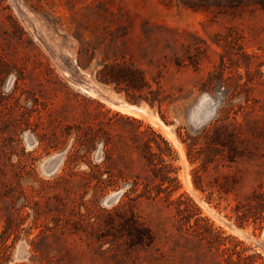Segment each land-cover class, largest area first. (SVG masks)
Masks as SVG:
<instances>
[{
  "label": "rangeland",
  "instance_id": "obj_1",
  "mask_svg": "<svg viewBox=\"0 0 264 264\" xmlns=\"http://www.w3.org/2000/svg\"><path fill=\"white\" fill-rule=\"evenodd\" d=\"M0 56L9 63L0 76V155L5 151L8 157L0 234L8 217L21 222L4 264H227L222 250L237 243L245 256H262L254 264H264V212L252 211L248 220L237 212L238 206L250 208L255 190L262 185L264 190V0H0ZM107 63L144 71L154 89L158 82L166 97L165 120L146 103L139 107L145 114L122 111V102L134 105L96 80ZM92 86L97 97L83 90ZM86 101L159 132L174 150L166 160L179 184L168 200L162 194L131 201L117 190L96 199L92 189L84 194L74 185L66 214L72 200L81 213L91 209L103 220L116 209L133 212L153 231L152 248L129 246L133 229H42L55 222L41 217L35 224L33 210L22 211L24 199L12 191L65 174L74 138L46 145L54 132L78 123ZM16 117L20 127L4 133L3 120ZM231 124L241 133L242 157L219 173L201 171L204 187L196 188L200 162L189 160L184 141ZM101 157L98 145L72 170H89L88 163L99 164ZM133 174L143 177L146 170L140 164ZM129 188L130 183L122 185Z\"/></svg>",
  "mask_w": 264,
  "mask_h": 264
},
{
  "label": "trees",
  "instance_id": "obj_2",
  "mask_svg": "<svg viewBox=\"0 0 264 264\" xmlns=\"http://www.w3.org/2000/svg\"><path fill=\"white\" fill-rule=\"evenodd\" d=\"M8 65L9 63L0 56V76L5 72L2 68ZM79 66L83 67L80 60ZM46 74H52V71L48 70ZM213 75L210 74V79ZM52 78L57 79L60 88L68 95L71 94L62 81L54 75ZM96 80L101 84L113 86L119 94H124L129 104L141 106L146 103L150 108L157 107L161 118L165 120L162 107L166 97L163 96L162 87L157 82L158 87L154 89L144 71L125 64L107 63L97 71ZM15 84L17 85L18 82L16 81ZM14 95L12 98L17 103L18 97ZM83 109L78 123L67 124L59 132H54L46 145L47 147L53 144L64 145L69 138H74L72 147L65 157L64 164L67 170L65 174L53 182H46L40 187H32L29 190L21 187L12 188V191H16L24 199L25 203L21 210L30 207L35 215V224L41 217H45L46 221L51 218L55 222V227H50L48 222L43 223L42 229H133L136 235L132 237L129 235L128 240L131 243L129 246L152 248L156 237L151 228L135 213L124 214L116 209L108 214L106 220H103L94 215L91 209H86V214L81 213L79 205L75 203L76 200H72L74 204L68 216L66 214L68 203L69 200L71 201L70 195L74 185L82 189L84 194L92 189L96 199L111 190H117L121 191V199L128 198L129 201L141 197L158 198L162 194H165L168 200L179 184L177 177L173 176L175 169L166 160L167 157L169 160L172 159L174 150L152 126L145 125L142 120L134 116L112 111L91 101H86ZM18 120L17 117L12 121L3 120L5 127L3 132L16 131L20 127ZM44 138L45 135L42 140ZM7 140L4 138L5 143ZM241 141V133L236 124L215 126L204 129L195 137L187 136L184 142H188L189 160L193 163L200 162V166L194 169L196 188L203 190L204 187L201 171L208 172L213 169L219 173L222 168H231L238 162L242 157L239 146ZM98 145H101V162L88 163L89 170L74 172L72 167L84 162L85 157L96 150ZM5 158L8 157L3 151L0 155V199L8 196V191L5 189L8 185L4 182L8 175L5 168L7 163L3 161ZM140 164L146 170V175L143 177L140 174H133L136 166ZM125 183H130L129 189H122ZM250 200V208L246 211H241V207H237L240 220H248L252 211L261 215L264 212L263 185L252 193ZM179 211L181 212V209ZM93 218L94 222H91ZM20 225L21 222L17 223L16 220L8 217L5 229L0 234V264L7 262L11 247L8 241L12 235H17ZM41 234H45V231H41ZM239 245L240 243H237L232 248L226 247L222 250L224 255L228 256L225 259L227 264H254L256 262L254 259H262L260 254L245 256L244 250L237 249ZM234 255H238V258L234 259Z\"/></svg>",
  "mask_w": 264,
  "mask_h": 264
},
{
  "label": "bare ground",
  "instance_id": "obj_3",
  "mask_svg": "<svg viewBox=\"0 0 264 264\" xmlns=\"http://www.w3.org/2000/svg\"><path fill=\"white\" fill-rule=\"evenodd\" d=\"M89 87V86H88ZM94 86H92L90 89H86V87H83V90L87 91L88 93H91L93 96L97 97L98 96V92L93 88ZM100 97V96H99ZM105 100V99H104ZM109 103V102H108ZM113 103V102H112ZM118 104V103H117ZM116 104V105H117ZM111 105V104H110ZM122 108L121 110L126 112V113H130L136 116L141 115L142 113H146V110L136 107V106H131V105H127L126 103H121ZM120 107V106H119ZM124 109V110H123ZM158 118V117H157ZM160 119V118H159ZM158 120V119H157ZM158 125V123H157ZM165 126V125H164ZM174 138V137H173ZM171 139V138H170ZM187 181V180H186ZM190 181V180H189Z\"/></svg>",
  "mask_w": 264,
  "mask_h": 264
},
{
  "label": "water",
  "instance_id": "obj_4",
  "mask_svg": "<svg viewBox=\"0 0 264 264\" xmlns=\"http://www.w3.org/2000/svg\"><path fill=\"white\" fill-rule=\"evenodd\" d=\"M134 106H136V107H140V106H137V105H134Z\"/></svg>",
  "mask_w": 264,
  "mask_h": 264
}]
</instances>
